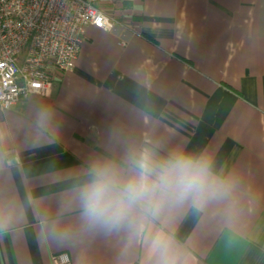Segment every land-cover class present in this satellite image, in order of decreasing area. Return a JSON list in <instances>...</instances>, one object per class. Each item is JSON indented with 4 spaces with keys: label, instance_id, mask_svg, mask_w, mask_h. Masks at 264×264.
<instances>
[{
    "label": "crops",
    "instance_id": "0c3cea01",
    "mask_svg": "<svg viewBox=\"0 0 264 264\" xmlns=\"http://www.w3.org/2000/svg\"><path fill=\"white\" fill-rule=\"evenodd\" d=\"M72 70L0 108V264H264V0H98ZM206 162L213 194L88 228L93 162Z\"/></svg>",
    "mask_w": 264,
    "mask_h": 264
},
{
    "label": "built area",
    "instance_id": "2783aa9c",
    "mask_svg": "<svg viewBox=\"0 0 264 264\" xmlns=\"http://www.w3.org/2000/svg\"><path fill=\"white\" fill-rule=\"evenodd\" d=\"M111 30L98 0H0V108L48 94L56 71L73 69L88 26ZM53 264H72L67 251Z\"/></svg>",
    "mask_w": 264,
    "mask_h": 264
},
{
    "label": "clouds",
    "instance_id": "9594fccd",
    "mask_svg": "<svg viewBox=\"0 0 264 264\" xmlns=\"http://www.w3.org/2000/svg\"><path fill=\"white\" fill-rule=\"evenodd\" d=\"M89 181L78 190L80 215L88 228H116L137 208L153 215L168 202L203 200L213 194V179L204 161L183 154L158 160L145 150L132 161V174L124 177L112 164L93 162ZM159 264H175L158 241Z\"/></svg>",
    "mask_w": 264,
    "mask_h": 264
}]
</instances>
